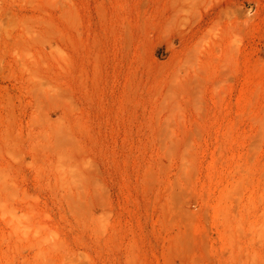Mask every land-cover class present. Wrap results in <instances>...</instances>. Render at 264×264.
Returning a JSON list of instances; mask_svg holds the SVG:
<instances>
[{"label":"rangeland","instance_id":"rangeland-1","mask_svg":"<svg viewBox=\"0 0 264 264\" xmlns=\"http://www.w3.org/2000/svg\"><path fill=\"white\" fill-rule=\"evenodd\" d=\"M0 264H264V0H0Z\"/></svg>","mask_w":264,"mask_h":264}]
</instances>
